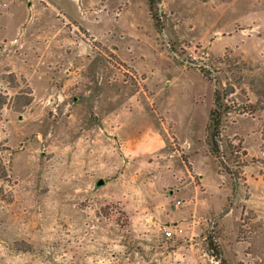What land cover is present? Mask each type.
Instances as JSON below:
<instances>
[{
  "label": "rangeland",
  "instance_id": "obj_1",
  "mask_svg": "<svg viewBox=\"0 0 264 264\" xmlns=\"http://www.w3.org/2000/svg\"><path fill=\"white\" fill-rule=\"evenodd\" d=\"M155 13L160 31L147 0H0V264H218L209 241L225 264H261L264 0ZM230 88L215 157L208 114ZM130 132L164 146L126 154ZM187 159L190 197L172 178Z\"/></svg>",
  "mask_w": 264,
  "mask_h": 264
},
{
  "label": "trees",
  "instance_id": "obj_2",
  "mask_svg": "<svg viewBox=\"0 0 264 264\" xmlns=\"http://www.w3.org/2000/svg\"><path fill=\"white\" fill-rule=\"evenodd\" d=\"M160 2L161 0H147L149 14L154 21V26L157 31H160L161 24L158 23L155 15V10ZM200 73L202 74L203 78H206L208 81L211 80L203 71H200ZM250 84L252 87L251 90H253V95L255 96V105L258 106V104L262 102V99H264V76L256 75L255 78L251 80ZM231 94H233L232 88H230L228 91H226V89H223L221 91L214 90L213 92L212 107L208 114V122L205 130L208 134L209 143L211 146L210 154L215 157L219 154V147L217 142L220 138V129L223 117L232 112H235V110L227 107V105L223 102L224 99ZM3 104L4 99L1 100L0 98V106H2ZM209 251L210 255L215 259L216 262H218V264H225V261L223 260L217 245L212 241H209ZM253 255L260 260L261 264H264V253H254Z\"/></svg>",
  "mask_w": 264,
  "mask_h": 264
},
{
  "label": "crops",
  "instance_id": "obj_3",
  "mask_svg": "<svg viewBox=\"0 0 264 264\" xmlns=\"http://www.w3.org/2000/svg\"><path fill=\"white\" fill-rule=\"evenodd\" d=\"M133 126V124L128 125L126 123V125H124L123 129L127 130V129H131V127ZM152 128L155 130V126H152ZM151 128V129H152ZM147 129V128H146ZM152 131V130H150ZM122 136V135H121ZM160 135H158L156 132H151V133H138V132H130L127 133L126 136H123L122 140H123V144L125 145V152L126 154H129L131 156H137L141 153H144L146 151H154V149L160 150L163 146L164 143L162 141V139H160V137H158ZM105 143H103L104 145ZM102 145V147H103ZM108 146V145H107ZM206 158V157H205ZM204 159V158H201ZM188 161V167L186 165L184 169H180V167H175L173 169V175L172 178L174 179V182H178V180L176 179H181L180 181L183 182L182 187L185 186L186 190H182L183 192H185V196L190 197L192 195V193L196 192L193 191L197 190L200 193H202L203 191H201L199 189V186H201L203 188V184H202V176L199 174V172L196 171L194 163L196 162V160L194 159L193 161H191V159H187ZM153 178L155 177V175H150ZM165 177V176H164ZM197 179L198 182H200V184L196 187L194 186V179ZM192 185L194 186L193 188ZM175 225L174 223H172V225H169L167 223H165L164 226H173Z\"/></svg>",
  "mask_w": 264,
  "mask_h": 264
},
{
  "label": "built area",
  "instance_id": "obj_4",
  "mask_svg": "<svg viewBox=\"0 0 264 264\" xmlns=\"http://www.w3.org/2000/svg\"><path fill=\"white\" fill-rule=\"evenodd\" d=\"M176 204H177V205L180 204V201H177ZM161 232H162L164 238H165L166 240H169V239H172L173 236H174L176 233H181V230H180V229H179V230L177 229V232H176V231L174 232V231L172 230V227H171V226H163L162 229H161Z\"/></svg>",
  "mask_w": 264,
  "mask_h": 264
},
{
  "label": "water",
  "instance_id": "obj_5",
  "mask_svg": "<svg viewBox=\"0 0 264 264\" xmlns=\"http://www.w3.org/2000/svg\"><path fill=\"white\" fill-rule=\"evenodd\" d=\"M97 187H99V186H102L103 185V180H98L97 182H96V184H95Z\"/></svg>",
  "mask_w": 264,
  "mask_h": 264
}]
</instances>
